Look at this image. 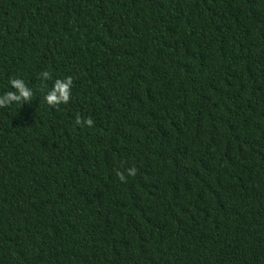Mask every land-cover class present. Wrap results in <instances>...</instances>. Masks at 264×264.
<instances>
[{
	"label": "trees",
	"instance_id": "obj_1",
	"mask_svg": "<svg viewBox=\"0 0 264 264\" xmlns=\"http://www.w3.org/2000/svg\"><path fill=\"white\" fill-rule=\"evenodd\" d=\"M12 77L0 264H264V0H0Z\"/></svg>",
	"mask_w": 264,
	"mask_h": 264
},
{
	"label": "clouds",
	"instance_id": "obj_2",
	"mask_svg": "<svg viewBox=\"0 0 264 264\" xmlns=\"http://www.w3.org/2000/svg\"><path fill=\"white\" fill-rule=\"evenodd\" d=\"M39 78L43 80H49L52 78V75L49 71L45 70L39 74ZM10 86L14 91H6L0 95V108L8 107L13 103H31L33 100V90L28 87L25 81L22 78L12 77L9 79ZM73 85V77L67 76L66 78H58L54 80L52 88L46 92L44 96L45 102L54 107H58L61 104H67L71 97V89ZM94 120L91 116L82 117L77 114L74 124L80 127H89L91 128L94 125ZM137 169L135 167H130L125 171L116 170L117 178L126 183L128 176H136Z\"/></svg>",
	"mask_w": 264,
	"mask_h": 264
}]
</instances>
